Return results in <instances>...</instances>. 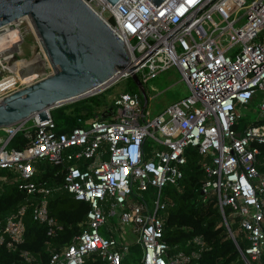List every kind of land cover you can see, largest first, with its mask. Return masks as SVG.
<instances>
[{
	"label": "built area",
	"instance_id": "1",
	"mask_svg": "<svg viewBox=\"0 0 264 264\" xmlns=\"http://www.w3.org/2000/svg\"><path fill=\"white\" fill-rule=\"evenodd\" d=\"M83 1L124 40L142 81L175 65L191 92L153 116L139 91H122L114 98L111 118L95 116L70 131H57L50 111L42 121L35 114L31 124L24 120L1 127L0 167L15 172L18 187L34 199L7 214L0 244L18 251L15 264H81L85 255L104 264H128L127 256L138 245L142 250L133 264H199V248H172L164 231L172 199L163 187L184 175L190 144L206 173L202 192H216L244 263L264 264V0H163L157 6L151 0ZM17 23L0 27L1 66L21 43ZM49 71L44 66L20 77H0V82L11 78L0 84V99ZM253 106L257 114L245 123L243 108L250 112ZM21 129L25 145L11 147ZM150 141L156 146L147 150ZM43 159L63 168L60 185L39 176L37 163ZM60 187L89 203L87 226L70 242L49 248L43 262L20 247L24 216L31 206L32 218L45 222L47 233L54 235L62 225L50 215L48 197ZM151 189L152 203L139 195ZM116 207V230L109 225L104 236L100 227L116 214ZM230 220L244 233V248ZM127 227L136 234L134 243L126 239ZM186 243L205 245L201 235Z\"/></svg>",
	"mask_w": 264,
	"mask_h": 264
},
{
	"label": "trees",
	"instance_id": "2",
	"mask_svg": "<svg viewBox=\"0 0 264 264\" xmlns=\"http://www.w3.org/2000/svg\"><path fill=\"white\" fill-rule=\"evenodd\" d=\"M126 77L130 83L125 91L141 93L134 79L130 75ZM112 87L113 84L96 93L51 108L50 113L57 131H70L75 126H85L88 119L103 115L111 105H115L107 95ZM24 133L25 129L17 131L10 141V146L25 145L27 138ZM185 154L187 161L183 166L184 175L176 183L169 182L163 187L164 194L172 199L166 210L165 238L172 248L185 250H190L191 247L199 248L201 250L197 258L199 264H245L237 244L224 223L216 192H202L206 173L200 164L197 148L189 144L185 148ZM43 161L44 159L41 160ZM63 173L64 170L60 165L50 163L45 171L39 172V176L47 180L48 184L58 186L63 181ZM15 176L16 173L12 170L0 167V229L5 223L7 214L27 200L34 199L18 187ZM89 207L86 200L75 198L63 187L54 189L48 197V211L62 228L54 235H49L48 225L33 219L32 207L29 206L24 216V239L20 247L33 252L40 261L47 262L49 248H59L60 245L70 242L76 233L87 226L86 213ZM224 210L229 219L230 208L225 206ZM231 227L234 230L232 225ZM196 235L203 237L204 246L186 243L189 238ZM237 240L244 248V243L238 238ZM17 259L18 251L8 250L5 244H0V264H15ZM89 262L104 264L100 259Z\"/></svg>",
	"mask_w": 264,
	"mask_h": 264
},
{
	"label": "water",
	"instance_id": "3",
	"mask_svg": "<svg viewBox=\"0 0 264 264\" xmlns=\"http://www.w3.org/2000/svg\"><path fill=\"white\" fill-rule=\"evenodd\" d=\"M161 1L151 0L155 6ZM23 18L50 71L0 99V128L35 114L40 121L48 119L51 108L96 93L125 73L134 79L146 104L143 81L124 40L83 0H0V27Z\"/></svg>",
	"mask_w": 264,
	"mask_h": 264
},
{
	"label": "rangeland",
	"instance_id": "4",
	"mask_svg": "<svg viewBox=\"0 0 264 264\" xmlns=\"http://www.w3.org/2000/svg\"><path fill=\"white\" fill-rule=\"evenodd\" d=\"M216 19H219L217 14L214 15ZM207 25V24H206ZM20 30L21 43L16 51H13L10 55L5 57L0 65V77L8 74H15L20 77V75L27 73H32V69L46 67L49 68V64L39 48V43L32 32L28 19L23 18L18 20L15 24ZM14 38L12 37L11 40ZM11 40L8 38L9 46H12ZM34 57L36 59L34 60ZM39 59V60H38ZM35 61V63H33ZM39 63V65H38ZM42 65V66H40ZM8 82V81H7ZM130 80L126 76L120 77L117 81L113 82V87L107 92L109 98L119 94L129 86ZM145 91L148 97L147 106L151 111V116L160 113L169 104L183 98L190 94L191 89L185 79L182 77V73L179 68L175 65H171L165 69H162L157 73L155 77L149 78L147 81H143ZM111 85V84H110ZM244 113L247 115L244 117V122L247 123L255 118L257 112L256 107L253 106V110L247 111L243 108ZM32 123V119H28L27 125ZM22 130V129H21ZM156 146L155 142H147L146 149L152 150ZM10 147V146H9ZM41 162V161H40ZM38 162L39 171H45L47 166L50 165V161L44 160L43 162ZM139 195L147 199L148 202L152 203L155 191L151 189L149 191H139ZM110 208L106 206V209ZM116 214L112 215L106 223L100 227L102 235L107 236L106 229L109 225L114 227L113 231L116 230V221L118 218V213L120 211L119 207H116ZM231 225L234 228V232L240 241L245 240L244 233L242 232L238 223L235 220H230ZM117 233V232H116ZM115 233V234H116ZM113 234V235H115ZM126 239L130 243H134L136 239V234L130 228L127 227ZM141 246L138 245L137 249L132 250V256L128 255L125 262L128 264H133L134 260L137 259L141 253ZM99 258V257H97ZM85 262L81 264H91L92 262L90 255H85Z\"/></svg>",
	"mask_w": 264,
	"mask_h": 264
},
{
	"label": "crops",
	"instance_id": "5",
	"mask_svg": "<svg viewBox=\"0 0 264 264\" xmlns=\"http://www.w3.org/2000/svg\"><path fill=\"white\" fill-rule=\"evenodd\" d=\"M115 96H116V95H115ZM115 96H112V97H111V99H112L113 101H114ZM141 96H142V93H141ZM142 97H143V96H142ZM147 101H148V98H147ZM115 108H116V105H114V106L111 105V106L109 107V110H108V111H105V113L103 114V116L106 117V118H111L112 115H113V113H114ZM89 120H90V119L87 120L86 125H88ZM86 125H85V126H86Z\"/></svg>",
	"mask_w": 264,
	"mask_h": 264
},
{
	"label": "bare ground",
	"instance_id": "6",
	"mask_svg": "<svg viewBox=\"0 0 264 264\" xmlns=\"http://www.w3.org/2000/svg\"><path fill=\"white\" fill-rule=\"evenodd\" d=\"M34 58H35V57H34ZM38 60H39V59H38ZM38 65H39V63H38ZM40 66H42V65H40ZM40 68H42V67H40ZM40 68H36L35 70L38 71ZM32 70H33V69H32ZM32 70H31V71H32ZM94 90H97V88H95V89H93V90H91V91H94Z\"/></svg>",
	"mask_w": 264,
	"mask_h": 264
},
{
	"label": "flooded vegetation",
	"instance_id": "7",
	"mask_svg": "<svg viewBox=\"0 0 264 264\" xmlns=\"http://www.w3.org/2000/svg\"><path fill=\"white\" fill-rule=\"evenodd\" d=\"M36 59V57L34 58V60ZM35 63V61L33 62ZM11 80V78H8L7 80L3 81L4 83H6L7 81Z\"/></svg>",
	"mask_w": 264,
	"mask_h": 264
}]
</instances>
